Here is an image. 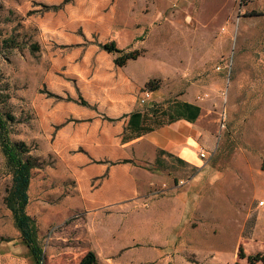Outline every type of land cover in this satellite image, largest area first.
<instances>
[{"label":"rangeland","instance_id":"obj_1","mask_svg":"<svg viewBox=\"0 0 264 264\" xmlns=\"http://www.w3.org/2000/svg\"><path fill=\"white\" fill-rule=\"evenodd\" d=\"M111 40L140 56L117 66L100 45ZM121 76L137 97L155 89L140 109L199 102L208 130L203 163L219 178L164 255L180 217L157 203L196 169L159 158L147 169L162 181L148 179L147 196L98 215L84 207V166L71 160L85 146L58 136L81 132L88 120L78 113L93 110L83 99L95 102ZM0 98L15 116L12 140L38 164L26 211L44 264H77L88 250L99 264H264V0H0ZM11 186L0 148V264H37L5 205Z\"/></svg>","mask_w":264,"mask_h":264},{"label":"crops","instance_id":"obj_2","mask_svg":"<svg viewBox=\"0 0 264 264\" xmlns=\"http://www.w3.org/2000/svg\"><path fill=\"white\" fill-rule=\"evenodd\" d=\"M113 80H116L113 82L114 86L110 85L103 95L98 92L100 96L95 102L90 103L83 99L88 103L84 106H93V110H82L78 113L80 119L88 120L82 126V131L77 133L72 127H63L58 136L61 135L68 145L85 146L86 153L71 160L76 165L84 166V170L78 172L86 186L84 207L98 215L107 207L123 208L126 211L137 198L147 196L145 190L148 179L162 181L160 170L150 172L147 169L155 165L159 158L166 159L169 155L174 161L196 169V174L186 180V185L181 191L157 203L159 206H167L166 215L170 218L176 215L180 217L177 225L173 226L169 222L168 228H171L165 240L168 248L160 251V254L164 255L166 250L175 246L180 237L179 233L191 224L194 214L202 211L204 199L200 192L204 185L214 183L219 178L218 172L209 164H204V159L198 154V149L208 143V130L200 122L201 112L193 123L183 118L158 126L144 135L125 140L130 115L140 109L141 103L137 97L140 89L128 76ZM183 101L201 106L192 99ZM55 117L63 116H50Z\"/></svg>","mask_w":264,"mask_h":264},{"label":"trees","instance_id":"obj_3","mask_svg":"<svg viewBox=\"0 0 264 264\" xmlns=\"http://www.w3.org/2000/svg\"><path fill=\"white\" fill-rule=\"evenodd\" d=\"M68 1V0H67ZM59 8L60 5L53 6ZM109 53L116 54L114 62L117 66H124L127 61L137 59L140 56L138 50L128 51L119 48L116 41L100 44ZM150 82L146 86H149ZM154 92L155 89H145ZM71 99V98H70ZM3 100L0 98V148L6 161L7 167L12 175V186L8 188L5 197V205L14 216V222L22 233V238L31 251L32 257L37 264H44L43 251L36 238L37 231L33 218L27 213L29 203V187H31L32 171L37 167L36 160L30 156V148L25 141H14L11 137V123L15 122V116L11 112L2 111ZM87 105L86 101L81 102ZM201 107L189 101H175L173 105L165 108L156 107L150 109H138L131 113L130 122L125 130L124 139L130 140L134 137L144 135L156 127L169 124L179 119H187L195 122L200 116ZM168 118L163 122V119ZM128 162V160H124ZM261 170L264 171V155L261 161ZM77 264H99L96 253L88 250Z\"/></svg>","mask_w":264,"mask_h":264},{"label":"built area","instance_id":"obj_4","mask_svg":"<svg viewBox=\"0 0 264 264\" xmlns=\"http://www.w3.org/2000/svg\"><path fill=\"white\" fill-rule=\"evenodd\" d=\"M220 68V67H218ZM151 91L149 90H142V92L139 93L138 95V100L141 104H146L150 99H151ZM198 154L202 159H209L210 156L212 155V153L207 152L206 149L204 147H201L198 149ZM187 181H180V185L186 184ZM163 191V190H156L154 191V194ZM261 205H264V200L261 201L260 203Z\"/></svg>","mask_w":264,"mask_h":264}]
</instances>
